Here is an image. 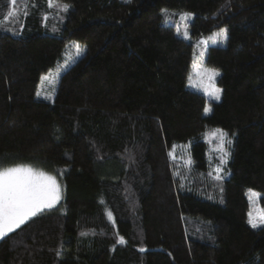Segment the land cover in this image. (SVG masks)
<instances>
[{"label":"trees","instance_id":"16d2710c","mask_svg":"<svg viewBox=\"0 0 264 264\" xmlns=\"http://www.w3.org/2000/svg\"><path fill=\"white\" fill-rule=\"evenodd\" d=\"M162 9L193 15L189 39ZM9 12L0 168L37 165L62 197L0 239V264H264V225L248 224L246 201L256 190L264 207V0H0V20ZM221 28L225 46L204 64L222 97L204 116L185 82L195 44ZM72 42L82 55L52 101L37 98ZM210 128L232 141L226 177L209 169Z\"/></svg>","mask_w":264,"mask_h":264},{"label":"snow or ice","instance_id":"6c2138e0","mask_svg":"<svg viewBox=\"0 0 264 264\" xmlns=\"http://www.w3.org/2000/svg\"><path fill=\"white\" fill-rule=\"evenodd\" d=\"M131 0H125V3H130ZM9 3L15 5L17 0H9ZM49 7L52 6L53 0H48ZM68 5H64L66 11ZM162 13L166 10L162 9ZM185 19L191 16V13L182 14ZM12 13L9 12L5 16V20L10 19ZM165 23L168 21L165 20ZM179 32V29H177ZM214 36H218L220 41L223 42L227 38L226 30L221 29L219 33H214ZM184 38H189V32L187 29L184 32ZM201 43H205L201 41ZM77 53L81 51L77 45ZM208 75V79L212 85V91L208 92L205 89L206 94L213 96L214 99H220L221 89L215 87V77L220 73L214 68L204 69ZM42 80L47 79L46 76L41 77ZM37 96L40 92L37 91ZM50 96H46L45 99H50ZM211 109L207 106L204 108L205 114L209 113ZM215 133L219 134L221 151H223L224 143L231 144V139H226L228 133L222 129H216ZM172 155V153H169ZM223 155H228L227 151H223ZM225 163L224 159H221V164ZM216 172H220V168L217 167ZM217 179L221 177L217 175ZM251 191V190H249ZM60 190L55 181L51 176H45L43 173H34L32 169L23 166H14L0 169V239L8 237L9 233L19 229L22 224L28 221L31 217L42 213L45 210H51L55 208L57 202L60 200ZM249 225L253 229H257L264 225V213L258 221L252 219V214L249 213ZM83 235V233H82ZM118 243L123 244L124 238L121 237ZM144 251L143 248L140 249Z\"/></svg>","mask_w":264,"mask_h":264},{"label":"rangeland","instance_id":"374dc122","mask_svg":"<svg viewBox=\"0 0 264 264\" xmlns=\"http://www.w3.org/2000/svg\"><path fill=\"white\" fill-rule=\"evenodd\" d=\"M183 13L186 12H175V11H168L166 10L165 12L162 13V23L164 25H171L175 28L177 35L181 36L184 38V32L187 29L189 30V23L193 20V15L187 19L183 17ZM167 20L168 22L165 23L164 21ZM13 23L14 21L12 19H7L5 18L0 20V31L3 32H10L13 33ZM177 29H179V32H177ZM226 30L225 28H221ZM217 30L211 34H208L204 37H202L193 47L192 54H191V61H190V69L186 77V82H185V87L186 89L199 93L203 95L206 99V105L210 109H212L211 103H217L221 100L222 97V89L221 87L218 86L217 81L220 75L215 77V87L221 89L220 92V99L216 100L213 98V96L206 94L205 89H207L208 92L212 91V85L208 79V75L205 73L204 69L209 68L204 64V55L207 51V49L211 46H219L223 47L225 46L226 39L221 42L218 36H214V33H219L221 30ZM227 34V32H226ZM190 38V37H189ZM188 38V39H189ZM185 39V38H184ZM201 41H204L205 43H201ZM79 46L80 52L79 54L77 53V47ZM66 55L64 57V64L60 65L57 68H54L53 70L47 71L45 74L42 76H46L47 79L42 80L41 77L39 78L36 90H35V96L37 98L43 99L45 101H52L54 94H55V88H56V83L57 80L61 74L62 71H64L69 65H71L73 62H75L83 53L84 48L77 42H72L69 43L66 47ZM218 71V70H217ZM220 73V71H218ZM37 91L40 92V95L37 96L36 93ZM46 96H50V99H45ZM211 111L207 114H205L203 110V115L204 116H209ZM216 128H210L209 131H207V134L205 135L203 141L206 144V149H207V158L209 161V166L211 171H215L217 167L220 168V173H224V167L223 164H221V159H224L225 163L228 161V157L223 155V151L228 150L227 144L224 143L223 145V151H221V144H220V138L219 134L215 133ZM230 137L228 136L226 139H229ZM183 149V148H181ZM214 157L216 162L214 163L213 167L211 166L212 163L210 159ZM19 166L23 167H28L32 169L34 173H43L45 176H51L55 179L59 190H60V197H62V187L60 184V181L58 177L54 173H50L47 171L42 170L39 166L33 165V164H17ZM17 165H12L8 167H14ZM7 168V167H4ZM3 169V168H0ZM217 173V172H216ZM228 175L227 172L224 173V177ZM223 178V177H222ZM259 197L260 194L256 190H251L246 192V201L248 205V210H247V222L249 220V213L252 214V219L254 221H258L261 213H264V207L260 206L259 203ZM61 200V198H60ZM60 200L57 202L56 206L59 204ZM55 206V207H56ZM48 211V210H45ZM43 211V212H45ZM42 212V213H43ZM41 214V213H39ZM38 215V214H37ZM36 215V216H37ZM35 217V216H34ZM33 218V217H31ZM30 218V219H31ZM249 224V223H248ZM263 226V225H262ZM260 228V227H259Z\"/></svg>","mask_w":264,"mask_h":264}]
</instances>
